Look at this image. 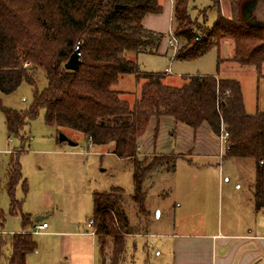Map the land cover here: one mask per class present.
Returning <instances> with one entry per match:
<instances>
[{
	"label": "trees",
	"instance_id": "trees-1",
	"mask_svg": "<svg viewBox=\"0 0 264 264\" xmlns=\"http://www.w3.org/2000/svg\"><path fill=\"white\" fill-rule=\"evenodd\" d=\"M190 1L173 0L172 32L181 40L173 58L192 60L229 39L233 43L229 60L253 67L264 91V26L247 20L252 0H228V18L217 5L211 27L206 26V16L203 25L191 19ZM161 10L157 0H0V110L7 135L18 136L28 120L42 111L46 125L78 131L91 145H112L118 158L132 162L130 195L118 186L92 193L91 224L102 264L106 247L110 249L108 264H121L125 237L134 233L125 203L131 201L136 216L147 221L145 180L160 166L184 158L170 152L138 158V138L153 119L154 136L161 117L194 132L206 123L216 136L223 128L228 134L223 157L253 161L251 198L255 210H264V111L245 112L239 82L218 77L217 71L181 76L180 85H171L164 81V72L142 71L128 58V53L156 50L162 35L146 29L143 19ZM77 44L78 67L66 69L64 63ZM220 62L219 58L218 66ZM37 70L46 79L41 91L34 79ZM122 74H132L140 82L133 104L111 88ZM23 81L33 89L30 104L23 110L3 106L2 95L14 92ZM19 153H10L5 173L11 215H17L20 204L15 198L16 185L22 180ZM3 221L0 210V226ZM20 221L22 231L0 233V264H26V256L37 249L26 230L30 216L20 212Z\"/></svg>",
	"mask_w": 264,
	"mask_h": 264
},
{
	"label": "rangeland",
	"instance_id": "rangeland-1",
	"mask_svg": "<svg viewBox=\"0 0 264 264\" xmlns=\"http://www.w3.org/2000/svg\"><path fill=\"white\" fill-rule=\"evenodd\" d=\"M211 4L213 6L208 7ZM217 5L221 14L228 18V0H194L188 12L199 25H203L206 16V26L211 27L217 17ZM167 39L168 32L162 35L153 53H128V58L135 60L142 71L164 72L168 68L164 81L176 86L181 84V76L213 75L218 71L220 76L240 83L246 112L264 110L262 81L258 80L253 67H239L229 60L233 51L231 40H222L218 46L211 47L192 60H175L173 55L177 47L169 46ZM175 39L179 45L181 40ZM219 58L221 62L218 66ZM34 79L37 89L41 91L46 86L43 72L37 70ZM111 88L133 104L139 97L140 82L132 74H122ZM32 93V87L23 81L14 92L2 95V105L23 110L30 104ZM170 128L169 124L163 122L159 133L154 136L153 125H148L138 138L142 153L139 152L138 158L167 154L160 150L173 148L176 141V136L173 138L169 135ZM181 132L185 139H191V133L187 135L185 131ZM60 133L75 145L59 141ZM204 142V147H207L205 136ZM209 146L211 150L208 155H205L207 149L204 151V147L191 156H187L190 152L187 150H171V154L184 158L179 157L172 164L160 166L145 180L144 202L149 211L147 221L143 216H136L131 201L125 203L124 209L134 229L133 234H148L125 237L126 251L121 264H145L147 261L164 264L169 259L167 251L171 247L173 233H187L190 227L202 233L212 228L235 227L244 211L251 207V192L248 189L254 183L253 161L224 158L225 145L220 150L216 143L212 142ZM18 151L22 180L16 185L15 198L20 204L17 215H11L5 173L10 153ZM132 174V162L118 158L112 152V145H91L78 131L46 125L42 111L36 118L28 120L18 136H8L0 110V210L4 215L0 231L3 234L22 230L20 212L32 218L42 215L46 216L43 220L49 224L47 231L70 234L67 239L71 249L76 244V237L71 233L84 232L92 215V193L118 186L128 196L133 189ZM24 182L26 193L22 188ZM203 222L205 225L201 226ZM26 230L31 232V226H27ZM32 236L37 243V252L27 255L26 264H47L45 259L59 255V235L55 238L49 233L39 232ZM108 250L106 247L105 252ZM70 254L72 256L71 251ZM80 262L78 258L70 257L58 264Z\"/></svg>",
	"mask_w": 264,
	"mask_h": 264
},
{
	"label": "crops",
	"instance_id": "crops-1",
	"mask_svg": "<svg viewBox=\"0 0 264 264\" xmlns=\"http://www.w3.org/2000/svg\"><path fill=\"white\" fill-rule=\"evenodd\" d=\"M157 1L161 5V12L159 14H150L145 16L143 19V26L150 31L165 35L167 32L169 33L170 31H173V0ZM193 1L194 0H191V3L189 2L190 4L188 5V8L191 7ZM232 55L229 57V59L232 57ZM167 72H169V69ZM164 73L166 74L165 71ZM218 77L222 76L219 75ZM163 122L171 126V132H169V135L173 138L176 136V141L173 143V148L166 147L164 148L165 150L161 149V152L169 153L171 150L176 152L187 150L190 151L187 156L194 155L196 154V151H201L202 147H204V136L209 142V145L212 142L216 143L219 147V150L223 145L219 136L214 135L206 123H202L201 126L194 132L189 126L183 123H173L169 118L161 117L158 125V133L163 125ZM151 124L153 127L155 126L154 119L150 121L149 125L151 126ZM181 131H185L187 135L191 133V139H185V137H183L184 135L181 134L183 133ZM208 142L206 145L207 147L203 148L204 151L207 149L205 155H208L211 150ZM149 149L151 148H148V150ZM140 154L142 153L140 152ZM251 186L252 184L249 185V192H251ZM244 212L245 213H243L242 217L237 220L235 227H228L225 229L212 228L206 233L198 232L195 228L191 229L190 227L188 228L189 232L187 233H173L171 247H169L167 251L169 254V259L167 262L165 261L164 264H264V210H255L252 201L251 207L246 209ZM197 214V219H199V212H197ZM45 217L46 216L37 215L32 218L30 216L32 234L34 233L33 230L35 224L44 222L47 224V226L40 232L49 233V235L53 237H57V235L60 236L58 239V246L60 248L59 255L54 254L53 256L48 257L45 259V263L58 264L61 260H68L70 257H75V259L78 258L79 261H81L78 264H102L96 235L94 233V227L91 224V217L86 223L87 228L84 232L79 231L71 233V236L76 237V244L71 249L68 246L69 241L67 239L69 238L70 234H67V232H57L54 230L47 231L49 224L43 220ZM245 217H247L248 221L245 219ZM34 219L37 220L34 221ZM88 223H90L89 226H87ZM203 225H205L204 222L201 226ZM181 229H184V227ZM0 233L4 232L0 231ZM147 234V232L144 234H129L126 237L133 235L146 236ZM70 251L72 256H70ZM34 252H37V249ZM109 254L110 249L106 253V260L104 264L109 263ZM145 264H151V262L148 263L147 261Z\"/></svg>",
	"mask_w": 264,
	"mask_h": 264
},
{
	"label": "water",
	"instance_id": "water-1",
	"mask_svg": "<svg viewBox=\"0 0 264 264\" xmlns=\"http://www.w3.org/2000/svg\"><path fill=\"white\" fill-rule=\"evenodd\" d=\"M116 7H120V5H116ZM246 15L249 23L264 26V0H252L251 4L247 7ZM79 62V44H77L67 61L64 63V67L69 70H76ZM59 141H65L69 145H75V142L68 139L63 133L59 134ZM36 220L37 219H34V221Z\"/></svg>",
	"mask_w": 264,
	"mask_h": 264
},
{
	"label": "built area",
	"instance_id": "built-area-1",
	"mask_svg": "<svg viewBox=\"0 0 264 264\" xmlns=\"http://www.w3.org/2000/svg\"><path fill=\"white\" fill-rule=\"evenodd\" d=\"M167 43L169 44V46L174 47V48H176L178 46V43H177V41H176V39H175V37L171 31L168 33ZM167 71H168V69H165V72H167ZM221 131L222 132H221L219 138H220L221 142L223 143V145H226V140H227L228 134L223 128H221ZM89 225H90V223L87 224V226H89ZM46 226H47V224L44 222L43 223H36L33 231H34V233H38L42 229H44Z\"/></svg>",
	"mask_w": 264,
	"mask_h": 264
}]
</instances>
